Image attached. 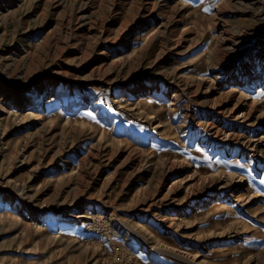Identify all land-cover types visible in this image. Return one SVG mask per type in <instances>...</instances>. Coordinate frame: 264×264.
Listing matches in <instances>:
<instances>
[{"label":"rangeland","instance_id":"obj_1","mask_svg":"<svg viewBox=\"0 0 264 264\" xmlns=\"http://www.w3.org/2000/svg\"><path fill=\"white\" fill-rule=\"evenodd\" d=\"M263 59L264 0H0V264H264Z\"/></svg>","mask_w":264,"mask_h":264},{"label":"bare ground","instance_id":"obj_2","mask_svg":"<svg viewBox=\"0 0 264 264\" xmlns=\"http://www.w3.org/2000/svg\"><path fill=\"white\" fill-rule=\"evenodd\" d=\"M237 1V0H236ZM242 2V1H241ZM244 3V2H243ZM248 3V2H247ZM240 4V3H239ZM149 18V17H148ZM168 25H169V23H168ZM159 28V27H158ZM168 28V26H167V23H165V22H161V24H160V30L158 29L157 31L158 32H164V30H166ZM155 32H154V29H152V30H150L146 35V38H147V40H148V38H151L152 36H155ZM241 34V33H240ZM165 35H166V33H165ZM163 36V35H162ZM244 36V35H243ZM165 37V36H164ZM166 38V37H165ZM224 39V38H223ZM228 40V39H227ZM231 40V39H230ZM154 41V40H153ZM225 42V41H224ZM233 42V41H232ZM246 42V41H245ZM234 43V42H233ZM236 45V44H235ZM229 47V46H228ZM239 47V46H238ZM144 49V48H143ZM160 50V49H159ZM236 50V49H235ZM141 51V50H140ZM161 51V50H160ZM143 52V51H142ZM145 52V51H144ZM139 53V52H138ZM162 53V52H161ZM137 55V54H136ZM159 55V54H158ZM208 58V57H207ZM264 60V59H263ZM259 61V60H258ZM258 63V62H257ZM263 64V63H262ZM258 65V64H257ZM240 67V66H239ZM248 67V66H247ZM249 70V69H248ZM259 71V70H258ZM233 72V74H231ZM242 72V71H241ZM258 74H259V72H258ZM228 82H231V83H235L236 84V86H238V85H244L245 84V82H247V81H254V77L252 76V74H245V75H237L236 76V78H234L235 76V72L234 71H231L230 73H228ZM234 78V79H233ZM206 80V79H205ZM256 81V80H255ZM224 82H226V81H224ZM260 82V81H259ZM222 82H220V84H221ZM182 84V83H181ZM184 84V83H183ZM249 84V83H248ZM253 84H254V82H253ZM262 84V83H261ZM178 85V84H177ZM222 85V84H221ZM184 86V85H183ZM235 87V86H234ZM245 87V86H244ZM240 88V87H239ZM259 88V87H258ZM150 90L151 89H146V88H144V89H140L139 90V92H137V93H140V94H138L139 96H141V98H142V96L143 95H145V94H147V93H150ZM234 92H237V88H235V90H234ZM233 92V93H234ZM225 93H226V91H225ZM135 94V93H134ZM154 94V93H153ZM138 96V97H139ZM230 97V96H229ZM237 98V97H236ZM234 99V98H233ZM232 99V100H233ZM27 100H28V97H27ZM29 100H30V98H29ZM156 100V99H155ZM254 103V102H253ZM253 103H251L250 105L249 104H247V103H245L244 105H243V107H245V110H243V113H240L239 115H234V116H229L228 118H230V121L234 124V126H236L237 128L238 127H244V128H251L250 126H246V123H244V119L247 117V115H249L250 114V112H252V110H251V108L253 107ZM143 104V102H141V105ZM144 105V104H143ZM237 105H239V102H237L236 103V105L234 106V108L235 107H237ZM140 108V107H139ZM234 108L232 109V110H234ZM47 111L49 112V111H51V105H47ZM219 115H220V117L223 115V113H222V111L220 110L219 112ZM45 114V113H44ZM222 114V115H221ZM259 118L258 119H260L261 117H264V115H263V113H260V115L258 116ZM50 118V117H49ZM220 119V118H219ZM42 122V121H41ZM218 123V122H217ZM258 124H260L259 122H257ZM232 124V125H233ZM221 125H217V124H212V126H211V131L213 132V134L215 135V137L216 138H218V139H220V140H223L225 137H227V138H233V137H236L237 135H239L238 134V130H234V131H232V129H230V133H228V134H225L226 133V131L227 130H223L222 129V127H220ZM233 126V127H234ZM208 131V130H207ZM229 131V130H228ZM221 135H223V136H225L224 138H220V136ZM243 136V134H240V136L239 137H242ZM243 139V138H242ZM238 140H240L241 141V138H239ZM238 140H237V142H238ZM249 140H251V139H248V141ZM225 141V140H224ZM247 140H245V141H243V144H247V142H248ZM242 142V141H241ZM255 142V141H254ZM257 142H264V135L263 136H261L259 139H258V141ZM257 142L256 143H254L253 144V142H252V144L251 145H249V146H247V149H249L250 151L251 150H253V149H257ZM203 143V142H202ZM242 144V145H243ZM245 144V145H246ZM250 146H253V148H249ZM256 152H258V151H256ZM261 152V151H260ZM263 152V151H262ZM263 155V154H262ZM264 156V155H263ZM177 182V181H176ZM173 184H175V182L173 183ZM250 185V184H249ZM253 186V185H252ZM146 187H147V185L145 186L144 184H140L139 186H137L135 189V195H140L141 193H143L144 192V190H146ZM248 190V189H247ZM220 198H216V200H219ZM206 205V204H205ZM219 206V203L216 205V207H218ZM181 214V213H180ZM176 215V214H175ZM181 219V217H178L177 215H176V217L175 218H173V220L174 221H179ZM172 220V219H171ZM129 229L133 232V233H135L136 234V232L134 231V229H132V227H129ZM137 236L141 239V240H143V241H146V239L145 238H143V236L142 235H140V234H138L137 233ZM135 237V236H134ZM158 251V250H157ZM192 264H197L196 262H191Z\"/></svg>","mask_w":264,"mask_h":264}]
</instances>
